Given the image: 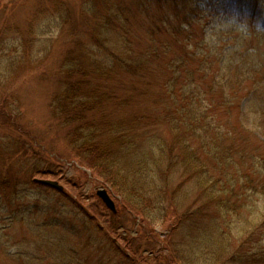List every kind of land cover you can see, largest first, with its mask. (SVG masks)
I'll return each mask as SVG.
<instances>
[{
	"label": "trees",
	"instance_id": "trees-1",
	"mask_svg": "<svg viewBox=\"0 0 264 264\" xmlns=\"http://www.w3.org/2000/svg\"><path fill=\"white\" fill-rule=\"evenodd\" d=\"M250 2L258 8L259 0ZM232 6L239 19L245 3ZM139 7L144 11L142 3ZM115 11L105 30L119 24L117 30L127 37L124 58L112 52L99 57L76 43L60 65L50 108L69 128L72 152L117 194L119 208L112 216L125 212L141 228L168 223L165 233H152L162 240H150L159 264H264V81L237 55L241 51L233 50L229 35L217 34L214 41L203 36L201 53L211 58L210 68L202 63L186 69L194 50L175 54L162 66L158 61L170 57L169 51L131 49V17L121 6ZM166 14L156 19L146 13L150 39L164 30L177 44L191 41L184 29L191 28L196 11L187 0ZM254 32L241 35L242 43ZM156 73L166 80L151 81ZM213 94L216 105L203 101ZM252 114L257 118L250 125ZM13 177L8 171L0 177V192L11 188ZM33 181L32 186L49 189ZM116 230L112 221L104 227L86 217L74 232L79 239L74 246L45 240L37 251L62 264H142V243L120 244L110 236ZM156 245H162L159 252Z\"/></svg>",
	"mask_w": 264,
	"mask_h": 264
},
{
	"label": "rangeland",
	"instance_id": "rangeland-1",
	"mask_svg": "<svg viewBox=\"0 0 264 264\" xmlns=\"http://www.w3.org/2000/svg\"><path fill=\"white\" fill-rule=\"evenodd\" d=\"M233 1L237 0H187L196 11L191 28L184 29L191 41L177 44L164 30L152 41L146 13L159 19L166 12L173 14L175 3L184 0H0V177L7 171L14 174L11 188L0 192L7 193L0 202V264H62L54 255L37 251L38 246L46 244L45 240H65L67 247L74 246L79 240L74 232L80 231L86 217L104 227L112 221L118 230L110 236L121 240L120 244L139 240L145 248L142 264L161 262L159 255L155 256L158 261L153 260L150 240H162L163 236L158 239L152 233H165L168 223L141 228L139 220L133 222L125 212L112 216L96 191L106 189L118 211L117 194L72 152L66 138L69 128L52 113L50 100L59 87L61 62L76 43L99 57L112 52L124 58L123 39L127 37L117 30L119 24L112 22L111 31L105 30L117 6L131 17V49L143 52L154 46L169 51L170 57H160V65L168 66L173 55L194 50L197 55L186 60V69L195 70L202 63L210 68L214 65L211 58L201 53L203 36L214 41L217 34L229 35L233 50L241 51L237 55L242 54L247 66L264 81V0H259L255 10L250 0H242L246 10L239 19ZM252 31L243 44L240 36ZM211 71L214 67L208 78ZM150 77L158 84L166 80L160 73ZM217 98L213 94L203 101L209 99L214 102L209 104L216 105ZM224 111L220 109L222 121L227 120ZM256 118L251 115L250 125ZM35 179L57 181L64 191L34 187ZM193 196L194 190L189 192ZM161 247L156 245V251Z\"/></svg>",
	"mask_w": 264,
	"mask_h": 264
},
{
	"label": "water",
	"instance_id": "water-1",
	"mask_svg": "<svg viewBox=\"0 0 264 264\" xmlns=\"http://www.w3.org/2000/svg\"><path fill=\"white\" fill-rule=\"evenodd\" d=\"M39 184L51 187L52 189L62 192L63 187L57 182L52 180H36ZM97 197L104 203V205L112 212L115 213V204L110 195L108 194L107 190L99 189L96 192Z\"/></svg>",
	"mask_w": 264,
	"mask_h": 264
}]
</instances>
